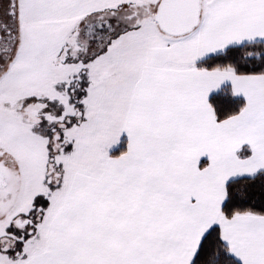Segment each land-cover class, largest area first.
<instances>
[{
  "label": "snow or ice",
  "instance_id": "6c2138e0",
  "mask_svg": "<svg viewBox=\"0 0 264 264\" xmlns=\"http://www.w3.org/2000/svg\"><path fill=\"white\" fill-rule=\"evenodd\" d=\"M0 264H264V0H0Z\"/></svg>",
  "mask_w": 264,
  "mask_h": 264
}]
</instances>
